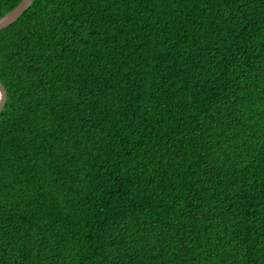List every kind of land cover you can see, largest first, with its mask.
<instances>
[{"label":"trees","instance_id":"1","mask_svg":"<svg viewBox=\"0 0 264 264\" xmlns=\"http://www.w3.org/2000/svg\"><path fill=\"white\" fill-rule=\"evenodd\" d=\"M0 82V264H264V0H34Z\"/></svg>","mask_w":264,"mask_h":264},{"label":"water","instance_id":"2","mask_svg":"<svg viewBox=\"0 0 264 264\" xmlns=\"http://www.w3.org/2000/svg\"><path fill=\"white\" fill-rule=\"evenodd\" d=\"M34 0H22V2L10 13L0 19V31L14 24L31 6ZM7 99V91L0 82V113L2 112Z\"/></svg>","mask_w":264,"mask_h":264}]
</instances>
